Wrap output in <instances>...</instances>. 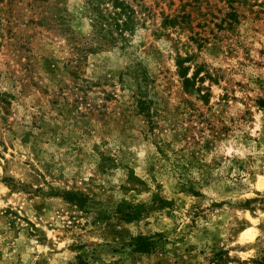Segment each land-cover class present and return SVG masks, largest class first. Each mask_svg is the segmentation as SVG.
I'll return each mask as SVG.
<instances>
[{
	"label": "rangeland",
	"instance_id": "rangeland-1",
	"mask_svg": "<svg viewBox=\"0 0 264 264\" xmlns=\"http://www.w3.org/2000/svg\"><path fill=\"white\" fill-rule=\"evenodd\" d=\"M120 1L0 0V264H264V0Z\"/></svg>",
	"mask_w": 264,
	"mask_h": 264
},
{
	"label": "trees",
	"instance_id": "trees-1",
	"mask_svg": "<svg viewBox=\"0 0 264 264\" xmlns=\"http://www.w3.org/2000/svg\"><path fill=\"white\" fill-rule=\"evenodd\" d=\"M111 1V8L112 11L108 14L107 17H105L101 11H98L97 17L94 16L93 20L94 21V26H99L100 29L107 27L111 28L112 23L115 24L116 27L122 30H127L126 27L130 23V15L132 14V10H129V6H127L125 3H123L120 0H109ZM125 15L127 17V20L122 22L121 25L118 24L119 17ZM177 67H178V74L180 75L181 78H183L184 83L188 82L187 78V73L185 68H183V61L178 60L176 61ZM257 104L259 106H262L264 104L262 99H259ZM60 196L62 197L63 200H65L67 203L74 205L78 208H82L85 203L87 198L80 192L77 191H63ZM115 213H122L120 210L117 208L115 210ZM122 217H124L125 220L131 221V220H137L140 217L139 212H135V210H130L122 213ZM131 247L133 248L134 251L136 252H148V249L150 248V242L149 238L144 237V236H136L135 238H132V244Z\"/></svg>",
	"mask_w": 264,
	"mask_h": 264
}]
</instances>
